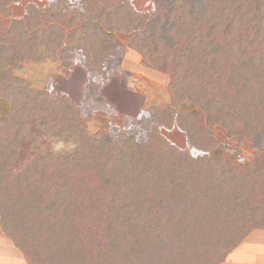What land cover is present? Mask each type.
Segmentation results:
<instances>
[{"label": "trees", "instance_id": "16d2710c", "mask_svg": "<svg viewBox=\"0 0 264 264\" xmlns=\"http://www.w3.org/2000/svg\"><path fill=\"white\" fill-rule=\"evenodd\" d=\"M20 1L0 0V16ZM37 1L0 37V235L23 262L221 264L264 229V0H151L150 13L130 0ZM39 47L64 75L85 71L84 103L15 75L44 60ZM125 49L166 69L168 102L144 109L140 137L90 135L82 106L103 103L108 61ZM216 126L258 155L243 168L209 156ZM174 128L184 149L161 133Z\"/></svg>", "mask_w": 264, "mask_h": 264}, {"label": "rangeland", "instance_id": "374dc122", "mask_svg": "<svg viewBox=\"0 0 264 264\" xmlns=\"http://www.w3.org/2000/svg\"><path fill=\"white\" fill-rule=\"evenodd\" d=\"M31 2L33 3L32 0H22L21 6L25 7ZM130 3L137 12L150 13L153 11L151 0H130ZM34 4L43 7L47 3L34 1ZM14 14L21 15L24 11L21 7H16ZM39 49L46 50L44 47H39ZM43 54L44 60L24 64L21 70L15 72V75L29 82L37 91L47 87L50 88V92L66 93L77 106L84 103L83 100L86 99L84 87L87 80L85 71L76 65L72 66L70 75H64L63 70L59 68L64 62L54 54L51 55L46 51ZM108 62L111 70L109 79L100 89L103 103L95 102L90 105L87 103L82 106L83 112L89 114L86 125L88 133L93 135L101 130H109L110 134L116 136L118 133L124 134L129 131L140 137V128L136 119L146 115L143 112L144 109L168 102L169 76L166 69L143 65L141 56L131 49H125ZM7 108V103L0 98V120L3 119ZM197 109L199 110L198 106L197 108L186 106L181 110L195 113ZM130 121H135V124L131 125ZM212 131L219 145L216 149L209 151V156L221 157L231 161L235 167L243 168L246 162L258 155L256 149L252 148L247 141L237 147L235 139L227 138L223 128L216 126L212 128ZM161 133L166 140L178 148L187 147L184 135L177 129L161 130ZM222 145L234 149L223 148ZM192 155L197 157L202 153L194 151ZM0 264H25L20 252L2 235H0ZM221 264H264V229L252 231L235 250L224 257Z\"/></svg>", "mask_w": 264, "mask_h": 264}, {"label": "crops", "instance_id": "0c3cea01", "mask_svg": "<svg viewBox=\"0 0 264 264\" xmlns=\"http://www.w3.org/2000/svg\"><path fill=\"white\" fill-rule=\"evenodd\" d=\"M32 1L34 3V1H37V0H32ZM21 2H22V0L19 3L14 4V5H11L9 7V10H10V18H5V17H1L0 16V37L4 36L6 34V31L8 29L10 20L12 18H20V17H22L23 14H21V15H15L14 14V8H16V7L17 8H20L21 7V10H24L25 7L24 6H21Z\"/></svg>", "mask_w": 264, "mask_h": 264}]
</instances>
